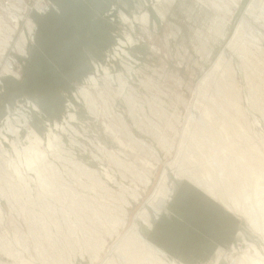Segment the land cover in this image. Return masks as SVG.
<instances>
[{
    "label": "rangeland",
    "instance_id": "1",
    "mask_svg": "<svg viewBox=\"0 0 264 264\" xmlns=\"http://www.w3.org/2000/svg\"><path fill=\"white\" fill-rule=\"evenodd\" d=\"M252 1L89 0L88 17L77 0H25L23 14L0 16V42L11 35L3 53L8 58L2 59L13 63L17 78L8 88L0 76V92L7 91L0 101V150L14 158L13 139L24 146L31 129L44 139L46 128L65 125L54 130L61 139L38 164L45 188L5 175L0 151V264H127L115 245L136 233L158 251L151 257L155 264H250L247 243L264 257V235L243 213L249 205L235 211L221 195L226 187H240L241 196L250 193L247 176L237 170L254 150L264 157V20L258 8L248 12ZM42 3L50 10H41ZM144 13L146 21L134 20ZM14 15L21 17L18 24ZM28 19L34 24L30 34ZM22 33L24 54L16 45ZM50 34L69 55L83 54L90 69L83 58L74 59L80 74L49 42ZM120 41L122 48L115 50ZM43 43L77 74L70 87V73ZM46 78L56 85L47 98L40 88ZM82 87L92 94L93 107L80 94ZM243 147L248 152L241 159ZM249 164L254 167L253 160ZM22 175L35 177L24 169ZM206 182L216 194L205 191ZM161 188L171 192L173 204L189 197L198 202L163 209L147 227L143 219L155 215L151 201ZM143 210L149 218L140 216ZM165 234L176 246L168 247Z\"/></svg>",
    "mask_w": 264,
    "mask_h": 264
},
{
    "label": "bare ground",
    "instance_id": "2",
    "mask_svg": "<svg viewBox=\"0 0 264 264\" xmlns=\"http://www.w3.org/2000/svg\"><path fill=\"white\" fill-rule=\"evenodd\" d=\"M15 1V0H13ZM78 5L86 12V14L89 16V12L88 8L86 6V3L83 2L82 0H77ZM39 3V2H38ZM249 4V3H248ZM38 5V4H37ZM40 7V6H38ZM41 10H50L47 5L45 3H43V5L40 7ZM38 8V10L40 9ZM258 8V19L259 20H264V0H253L250 4H249V8H248V12L251 14H253L255 12V9ZM247 9V8H246ZM257 12V13H258ZM19 13V12H18ZM20 14V13H19ZM249 14V15H250ZM255 14V13H254ZM122 18H124L123 20L127 21L128 16L124 13L121 14ZM263 16V18H261ZM65 17L67 18V20L69 21V24L79 33H83L84 31L80 28V26L72 19L71 16H69L68 14L65 15ZM91 17V16H89ZM257 17V16H255ZM15 20L11 19L12 21H16L17 20V24L19 22V19H21V17L19 16V18L14 15L13 17ZM146 14H142V15H138L134 20H142V21H146ZM25 18H23L24 20ZM252 19V18H251ZM253 21V19H252ZM222 22V21H221ZM259 22V21H258ZM247 23V22H246ZM262 23V22H261ZM264 23V22H263ZM251 24V23H249ZM259 24V23H258ZM25 26L26 28H28V33H31V30H33L34 24L33 22H31L29 19L27 21V24L25 22ZM250 26V25H249ZM254 26V25H253ZM248 27V26H247ZM255 27V26H254ZM25 31V30H24ZM259 32V31H258ZM11 33V32H10ZM29 33V34H30ZM23 35H21V43H17V47L19 48V51L21 53L24 54V47H23V39H24V33H22ZM28 34V35H29ZM224 34V33H223ZM259 34V33H258ZM245 35V34H243ZM253 35V34H252ZM223 36V35H222ZM255 36V35H254ZM264 36V35H263ZM28 37V36H26ZM241 36H239L240 38ZM258 37V36H257ZM11 38V35L7 36V39L5 42H0L1 45H3V48L0 49V76L3 77L2 81L3 84L8 87V88H12L17 81L16 75L13 73V67H12V62L9 61H4L2 59L3 57V53L6 54V49L9 46L8 40ZM128 41H132L130 40V36L127 37ZM238 38V37H237ZM243 38V37H241ZM246 38V37H245ZM51 39V41L53 42V44H55L56 46L59 47L60 51L63 52V54L65 53L68 57V59L70 60V64L74 66V68L80 73L82 74L83 72H81V69L79 66H77L78 64L75 62L74 59L76 60H80V58H83L82 60L85 63V68L86 70L90 69V65H87L86 63V58L84 57L83 54L78 53L77 51H74L73 55H69V53L71 52L65 45L64 43L57 39L54 35L50 34L49 38ZM244 39V38H243ZM242 39V40H243ZM253 39V38H251ZM256 39V38H255ZM236 40V39H235ZM258 40V39H257ZM27 40H25L26 42ZM240 41V40H239ZM259 41V40H258ZM256 42V41H255ZM87 45H89L90 43H86ZM122 44H124L123 42L120 41L119 45L115 48V50H119L120 48H122ZM245 48V47H244ZM246 49V48H245ZM244 49V50H245ZM249 50V49H248ZM70 51V52H69ZM97 51V50H96ZM125 51V50H124ZM116 52V51H115ZM124 53V52H123ZM243 53V52H242ZM5 56V55H4ZM43 57L45 59H47L50 62V60L46 57V55L43 53ZM100 61L104 60L100 55H98ZM3 58H8V57H3ZM94 66L98 67L101 63H97V62H93ZM92 63V64H93ZM52 64V63H51ZM107 65V64H106ZM102 66V65H101ZM55 69V71H57V68L54 66L53 67ZM103 68L102 70H104V74L108 73L106 72L107 69L105 67H101ZM242 68V67H241ZM96 72V71H95ZM264 76V75H263ZM96 77V76H95ZM109 77V76H108ZM87 78V77H86ZM89 81H91L92 84H95L96 80L94 78V76H90L89 77ZM232 82V81H231ZM230 83V82H227ZM232 84V83H231ZM1 85V83H0ZM228 86V85H227ZM234 86V85H233ZM259 87V86H258ZM235 88V87H234ZM229 89V87H228ZM233 91V90H232ZM7 92V91H6ZM6 92H0V101L1 98L4 97L6 98ZM90 91L84 89L82 87V89L80 90V94L83 96V98L85 99V101L87 103L90 104L92 103V94L90 95L89 93ZM231 92V91H230ZM4 93V94H3ZM237 96V95H236ZM232 99V98H231ZM232 101V100H230ZM234 102V101H233ZM236 102V101H235ZM35 108H37L36 104H33ZM93 107V106H91ZM237 107V106H236ZM209 109V108H208ZM205 110V109H204ZM208 112V111H207ZM73 114V113H72ZM206 114V113H205ZM208 115V114H207ZM71 116V115H69ZM5 119H9V116H6ZM14 119V118H13ZM24 119V117H23ZM18 120V119H17ZM6 123H9L8 120H6ZM264 123V122H263ZM8 126H11L10 124H7ZM55 127L54 128H46L44 131V139L42 137H40L38 135V132L36 129H31L30 134L28 136H25V140L27 141V144H25L24 146H19L18 143L16 142V139H13L10 144L12 147V153L14 154V158H12L13 155H9L5 150L2 149V158L4 160H6V172L5 175L8 174H14L19 182L23 183V184H28L29 182H33V181H37L39 182V186H41V188H45L46 187V182L44 180L43 177V173L40 170V168L38 167V164H41V161H44V159L46 158V154H47V149L49 152V149L51 150V148L53 146H55L56 144H58L59 139H61V137L58 135L57 132H55L54 130L56 129H62L65 125L63 126H59L58 123L54 124ZM256 126V125H255ZM10 131H13L14 136L17 137V133L16 130L13 128H11ZM225 131V130H224ZM236 131V130H235ZM198 134V133H197ZM199 135V134H198ZM5 138V137H4ZM200 138V137H199ZM234 138V137H233ZM6 139V138H5ZM8 139V138H7ZM225 139V138H224ZM197 140V139H196ZM198 141V140H197ZM232 141V140H231ZM229 141V142H231ZM61 143V142H60ZM198 143V142H197ZM227 144V142H226ZM196 145V144H195ZM200 145V144H199ZM59 146V145H58ZM226 146V145H224ZM1 147V144H0ZM44 147V148H43ZM2 148V147H1ZM43 148V149H42ZM55 148V147H53ZM244 149V150H243ZM243 149H237L239 150L240 153V158L243 159L245 158L244 156H242L241 154L244 152V154H246L248 152V150L243 147ZM246 149V150H245ZM259 151V150H258ZM253 155L252 157L250 156V158H253V163H254V167L251 166L249 163L252 160H249L250 158H245L244 159V164L243 166H241L239 168V170H237L238 172H241V174L243 176H247L244 179L249 180L250 186H251V192L248 193L246 192L245 194H243L241 196L240 194V187L234 188L233 190L230 187H226L225 189V193H221V195L226 196V200H228V202L226 201L227 207L235 210V211H241V209H244L243 207H245L247 204L249 205L247 208H245L243 211L245 218L248 220V222L250 223L252 229L260 234L264 235V157L260 156L261 154L256 152V150L253 151ZM214 153V152H213ZM243 154V155H244ZM260 154V155H259ZM243 157V158H242ZM247 157V156H246ZM237 160V159H236ZM180 161V160H178ZM238 161V160H237ZM250 161V162H249ZM222 162V161H221ZM178 165V164H177ZM44 167V166H43ZM22 169L27 170V171H31L33 173V175L35 177L28 178V177H24L25 175H22ZM186 170V169H185ZM205 172V171H204ZM234 174V173H233ZM186 175V174H185ZM218 176V175H217ZM186 178V177H185ZM199 179V178H198ZM216 182V180H215ZM239 184V183H238ZM237 184V185H238ZM38 185V184H37ZM199 185V184H198ZM205 186H203L205 188V191L210 192L211 194H216L215 189L208 183L206 182L204 184ZM214 185V184H213ZM28 186V185H27ZM30 186V185H29ZM200 187V185H199ZM2 188V187H0ZM203 189V188H202ZM245 189V188H244ZM242 190V188H241ZM248 191V190H247ZM161 192L162 195L159 197H155L151 202L154 201V211H155V215L153 217H150V220H147V218H144L143 220L146 222V226L150 227L152 224L153 219H158L159 215L161 214L163 209H176V204H173V201L171 200L172 198L170 197L171 192H169V190L165 191L161 188ZM243 193V191H242ZM216 196V195H215ZM252 196V201L249 204L247 201V199ZM242 197V198H241ZM222 201V200H221ZM250 201V200H248ZM223 202V201H222ZM247 203V204H246ZM173 204V205H172ZM243 206V207H242ZM166 211V210H165ZM154 213V212H153ZM140 216L143 218L145 217V212L144 210L142 212L139 213ZM138 215V214H137ZM147 217L149 218V216L147 215ZM191 218H189L188 220H190ZM131 236V235H129ZM133 239L131 240H123L122 239L117 242L118 244L115 245V248H117V252L119 254H121L124 258H126V263L127 264H144L143 261V257H142V250H144L146 252V254H148V258L147 255L145 256L144 259H148L151 261V264H155L156 261H152L151 257H154L153 259H155V257H157V253L158 251L156 249H154V247L151 246V244L143 237L137 236V233L135 235H133ZM127 238V237H126ZM251 248H252V253H249V255L247 256L248 261L250 264H264V257L262 256L261 252L258 250V248L256 247L255 244H250L247 243ZM134 245L135 247H138V251L135 250L133 252L130 251V246ZM141 246V248H139ZM114 250V249H113ZM232 252H234L235 255H237L236 251H234V249L232 250ZM111 257H109L110 259ZM106 259V258H105ZM158 259V258H157ZM112 260V258L110 259ZM237 260V264H242L241 261L239 259ZM106 261V260H105ZM104 263H107L105 262ZM158 261V260H157ZM153 262V263H152ZM160 263V262H159ZM162 263V262H161ZM146 264V263H145Z\"/></svg>",
    "mask_w": 264,
    "mask_h": 264
},
{
    "label": "crops",
    "instance_id": "3",
    "mask_svg": "<svg viewBox=\"0 0 264 264\" xmlns=\"http://www.w3.org/2000/svg\"><path fill=\"white\" fill-rule=\"evenodd\" d=\"M83 2H85L86 3V6H87V8H88V11L90 12L91 11V9L88 7L89 6V4H88V2H89V0H82ZM60 2H61V0H60ZM62 3V2H61ZM93 4V3H92ZM95 4L96 5H102V4H99L98 2H96L95 1ZM92 12V11H91ZM89 13V16H92V13ZM91 14V15H90ZM88 16V15H87ZM88 16V17H89ZM94 16V15H93ZM93 20H94V17H93ZM59 30V29H58ZM49 42L51 43V44H53V42L49 39ZM55 45V44H54ZM43 49L48 53V55H50L49 54V52L50 53H52V54H54V56H55V58H56V60H59V61H62V64H60L61 65V68L63 69V71L64 72H67V73H70V70L68 69L67 70V67H69L70 65H69V63L67 62V60L65 59L64 60V56H61V55H59V54H56V53H54V50L52 49V47H50L49 45H47L46 43H43ZM62 54H63V52H61ZM45 55H46V57L48 58V56H47V54L45 53ZM49 59V58H48ZM50 60V59H49ZM51 61V60H50ZM28 68V67H27ZM27 68H26V70H27ZM26 73V72H25ZM70 76H69V79L67 80V82L65 83V85H67V83H70L69 84V86H67L66 88H68V87H70V85L72 84V81L74 80V79H77V74H72V72L69 74ZM25 76V75H24ZM54 79H52V78H50V79H45V80H43V81H41L40 82V88H41V91L43 92V93H45V98H47L46 97V94L47 93H50V94H52V93H54V91H53V88H55V86H53V87H50L49 86V83H53L54 81H53ZM56 80H58V82H60V78L59 79H56ZM68 81H70V82H68ZM46 82V83H45ZM45 83V84H44ZM65 85L62 87L61 86V88H63V90L64 89H66L65 88ZM60 87V86H59ZM54 90H56V88L54 89ZM51 100H54V101H57L58 100V98H53V97H51ZM177 199V198H176ZM189 200L188 201H186V199H184V198H181L180 199V201H176V209H182L181 208V206L180 205H183V202H184V204H190L189 206H193V204H196L198 201H196L195 199H193V200H191L190 199V197L188 198ZM175 200V199H174ZM208 202V201H207ZM209 203V202H208ZM211 205H213V204H210L209 203V206L211 207ZM188 206V207H189ZM187 207V208H188ZM213 207V206H212ZM193 209H201V208H199V207H194ZM219 209H221V210H223L226 214H228V212L225 210V209H223L222 207L220 208L219 207ZM228 215H230V214H228ZM185 217V216H184ZM186 218V217H185ZM169 219V218H168ZM166 223V222H165ZM189 223V222H188ZM168 227H169V225H167ZM156 227H157V225H156ZM196 228V227H195ZM158 231V229L157 228H155L154 229V232L155 231ZM201 232V231H200ZM202 233V232H201ZM196 238H200L198 235H194ZM230 237H231V235L226 239V241H227V243L229 242V239H230ZM165 238H166V240H167V244H168V247H170V246H176V242H175V240L172 238V237H168L166 234H165ZM201 243V242H200ZM192 245H194V244H192ZM191 245V246H192ZM169 251H171V253H173L174 254V252L169 248Z\"/></svg>",
    "mask_w": 264,
    "mask_h": 264
},
{
    "label": "built area",
    "instance_id": "4",
    "mask_svg": "<svg viewBox=\"0 0 264 264\" xmlns=\"http://www.w3.org/2000/svg\"><path fill=\"white\" fill-rule=\"evenodd\" d=\"M25 0H0V16L8 17L12 16L15 12L23 14L22 12L26 9ZM43 5V3H42ZM41 5V6H42ZM2 28V26L0 25Z\"/></svg>",
    "mask_w": 264,
    "mask_h": 264
}]
</instances>
